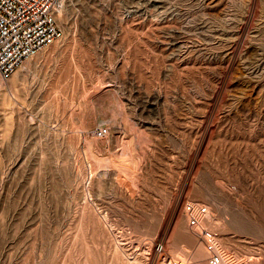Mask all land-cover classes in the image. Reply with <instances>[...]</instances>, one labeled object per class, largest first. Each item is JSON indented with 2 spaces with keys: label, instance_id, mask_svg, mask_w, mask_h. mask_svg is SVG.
Here are the masks:
<instances>
[{
  "label": "rangeland",
  "instance_id": "374dc122",
  "mask_svg": "<svg viewBox=\"0 0 264 264\" xmlns=\"http://www.w3.org/2000/svg\"><path fill=\"white\" fill-rule=\"evenodd\" d=\"M61 2L0 81V264H209L187 200L264 264V0Z\"/></svg>",
  "mask_w": 264,
  "mask_h": 264
},
{
  "label": "built area",
  "instance_id": "2783aa9c",
  "mask_svg": "<svg viewBox=\"0 0 264 264\" xmlns=\"http://www.w3.org/2000/svg\"><path fill=\"white\" fill-rule=\"evenodd\" d=\"M61 0H0V81H8L24 61L61 36L57 13ZM109 126L92 133L105 138ZM184 213L191 230L201 239L209 264H230L219 243L218 232L207 225L210 210L196 201L184 202Z\"/></svg>",
  "mask_w": 264,
  "mask_h": 264
},
{
  "label": "bare ground",
  "instance_id": "6f19581e",
  "mask_svg": "<svg viewBox=\"0 0 264 264\" xmlns=\"http://www.w3.org/2000/svg\"><path fill=\"white\" fill-rule=\"evenodd\" d=\"M3 83L0 84V88L3 87L2 86ZM4 85V84H3ZM91 146H92V143H89V148H90V151H91ZM92 152V151H91ZM99 161V160H98ZM227 256V255H226ZM198 258V257H197ZM228 259H230V257L227 256ZM203 259V258H202ZM231 260V259H230Z\"/></svg>",
  "mask_w": 264,
  "mask_h": 264
},
{
  "label": "crops",
  "instance_id": "0c3cea01",
  "mask_svg": "<svg viewBox=\"0 0 264 264\" xmlns=\"http://www.w3.org/2000/svg\"><path fill=\"white\" fill-rule=\"evenodd\" d=\"M16 71H17V70H16ZM16 71H15V72H16ZM15 72H14L13 75L11 76L13 82L15 81V79H16V77H17V75H14ZM11 78H10V79H11Z\"/></svg>",
  "mask_w": 264,
  "mask_h": 264
}]
</instances>
